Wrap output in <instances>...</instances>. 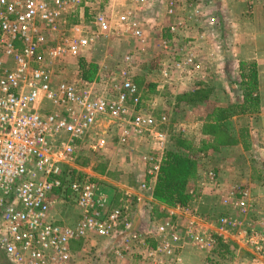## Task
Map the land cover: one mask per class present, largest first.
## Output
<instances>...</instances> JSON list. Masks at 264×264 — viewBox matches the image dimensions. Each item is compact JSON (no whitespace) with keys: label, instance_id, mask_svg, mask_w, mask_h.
Listing matches in <instances>:
<instances>
[{"label":"crops","instance_id":"1","mask_svg":"<svg viewBox=\"0 0 264 264\" xmlns=\"http://www.w3.org/2000/svg\"><path fill=\"white\" fill-rule=\"evenodd\" d=\"M106 1L109 21L115 9V21L126 11H131L133 18L140 21L143 39L135 37L131 28L110 21L113 27L107 35L110 39L101 42L103 46L114 41L115 46L126 47L122 69L129 71L133 80L150 82L147 88L160 104L153 110L145 107L139 90V106L157 120L164 117L166 120L160 124L163 130L166 125L178 130V135L172 133L171 138L178 136L190 142L194 152L187 153L197 165L195 176L188 182L194 199L186 207H170L155 201L152 191L149 194L142 189L146 181L153 190L156 181L149 182L147 173L143 175L142 161L136 165L137 169L135 167L139 175L129 185L120 182L108 185L110 183L100 182L90 170H85L86 173L75 167L98 182L110 208L117 206L125 195L136 200L131 229L141 232L152 248H160L163 240L168 239L174 246V259L169 264H264V255H256L244 242L250 230L264 232V0H188L175 15L167 14L166 0ZM195 7L201 15L188 20L187 15H191ZM88 10L85 9L86 17ZM210 16L216 17L218 22L211 24ZM175 21L181 24L173 34L169 26ZM164 40L168 41L169 51L160 47ZM91 45L80 56L96 57L97 53L88 50ZM134 50L137 54L128 66L124 57ZM108 53V49L105 50L106 56ZM187 55L194 57L200 64L199 69L174 70L169 77H163L149 65L156 66L160 62L169 68V63L181 61ZM105 62L109 61L99 64L92 61L97 66L95 78L109 73ZM251 67L256 72V85L250 92L245 85L249 82ZM245 90L257 99L256 110L234 114L224 122L223 128L216 129L212 120L214 109L246 102ZM239 93L243 95L241 100ZM160 108L168 109V115ZM102 121L115 123L112 119L100 118L90 135ZM116 126L115 132L121 135L122 129L117 123ZM130 138L134 141L132 149L137 152L151 149L162 157L164 149L147 132ZM98 142L106 151L112 144V141L105 143V139ZM172 143L167 135L164 147ZM74 209L73 215L69 213L66 218L68 222L61 212L52 219L72 225L81 216L76 204ZM137 210L143 213L142 219ZM51 215H55L52 208ZM140 220L142 225H139ZM166 222L169 227L164 233L159 228ZM170 233L178 236L176 241L171 240ZM124 236L127 234L72 241L71 264H141L140 256L135 253L140 250L137 247L125 250Z\"/></svg>","mask_w":264,"mask_h":264},{"label":"built area","instance_id":"2","mask_svg":"<svg viewBox=\"0 0 264 264\" xmlns=\"http://www.w3.org/2000/svg\"><path fill=\"white\" fill-rule=\"evenodd\" d=\"M187 2L166 0L167 14L175 15ZM105 9L101 0H0V264H71L72 241L117 234H127L122 239L125 250H140L135 253L141 264H169L174 259V246L168 239L160 248H152L141 232L131 229L136 203L132 196L125 195L110 208L98 182L74 166L100 118L119 124L122 135L127 134L121 135V142L143 131L161 148L167 141L160 126L166 119L157 120L139 106V87L129 71L122 69L120 80L104 74L93 81L81 77L66 81L50 65L61 58L79 57L108 35L111 24ZM76 11L81 19L71 25L75 34L50 46L48 33H56L60 20L65 22L64 16ZM200 15L195 7L186 18ZM139 22L131 11L117 18L119 25L143 39ZM209 22L218 21L210 16ZM180 24L175 21L169 31L176 33ZM168 45L164 40L160 47L169 51ZM136 54L134 50L124 57L128 66ZM168 65L158 62L155 68L163 77L174 70L200 68L192 55ZM101 144L91 148L98 150ZM143 160L151 182L161 157L149 153ZM142 189L152 191L146 181ZM57 199L79 208L81 216L72 225L60 224L50 216ZM168 227L166 222L159 229L165 233ZM177 238L171 234L172 241ZM244 242L256 255H264V232L250 230Z\"/></svg>","mask_w":264,"mask_h":264},{"label":"rangeland","instance_id":"3","mask_svg":"<svg viewBox=\"0 0 264 264\" xmlns=\"http://www.w3.org/2000/svg\"><path fill=\"white\" fill-rule=\"evenodd\" d=\"M105 3H107L106 0H105ZM74 9L75 7L69 8L68 10L69 13L70 11ZM116 12H117L116 9L113 10V13H114L112 14L113 19L111 20L110 18V21H113L114 25L117 22L115 21V17H117ZM66 15L64 16L65 22L63 20H60L59 25H58V31L56 33L47 31L49 32L48 33L49 42L50 43L51 41L53 42L52 44H50V46L55 45V42L58 39L59 40L68 39L70 36L75 34L72 31L71 25L74 24L76 21H80L81 18H79L77 11L72 13L71 15H69L68 13ZM111 29H113V27H111ZM112 36H110L111 39L113 38ZM103 39H110V38L109 37L107 38V36L105 38H100L99 39L100 41L98 40L97 42L94 43L95 46L91 45V48L88 49L91 52L94 51L95 53H97L95 54L96 57L95 56H92L90 58L89 56L88 58H86V56H79L76 58L66 57V58H61L57 61H53L50 65L57 73H59L57 74L59 79H63L66 81L79 80L80 71L78 69V62L80 59H83V60L87 59L90 63H92L93 61L94 63H98V64L104 61H109V62H105L108 64L106 68L109 71L108 74L114 75V78L116 80H120L121 70H122V67H121L122 57L124 55V51L126 50V47L120 44H117V46H115V44L113 43L114 41H111L112 44L110 45L103 46L104 44H102L103 42H101V40L103 41ZM93 46L95 49L93 48ZM123 47H124V50H123ZM107 49L111 54L108 53L106 56L105 50ZM111 57L112 59H110ZM149 65H150V68L153 66V68L151 69L157 72L155 68L156 66L154 65V63L149 64ZM134 81L138 84L140 93L142 94L141 96H142V99L144 100L143 104L145 105V107L152 108L153 110L154 109L153 107H156L157 106L156 104H158V102L156 101L155 96L151 93L149 88H147V85L150 82H145V80L141 81L140 79H135ZM239 96H240L239 98L240 100L243 99L242 94L239 93ZM252 98L254 97L252 96ZM246 105H249V104L247 103ZM250 107L251 106H249V108ZM160 109L164 111L165 114L168 115V112H167L168 109L167 110L166 108H160ZM171 116L172 114L170 115V117ZM99 125L100 126L97 127L95 131L89 137H87L88 140L83 145L80 155H78V157L75 160L74 166H76L82 172H86L85 170H90L92 173H95V177L100 182L102 181L106 184L110 183L108 185H114L115 182H120V183L129 185L131 183V180H133L135 176L139 175L138 170H135V167L137 164H140V161L145 162L142 157L146 153L147 154L155 153L156 150H153L154 152H151L152 151L151 149L148 150V152H143V153L137 152L134 148L132 149V147L134 146V141H133V138H130V137H128L126 141L121 142L120 138L122 134L120 135L119 133L115 132V130L117 129L116 122L114 123L113 121H102L101 124ZM164 130L165 132H167V135H169V143L172 140L170 136L172 133L178 135L177 134L178 130H174L171 126L168 127L166 125V127H164ZM122 136L127 137V134L124 133ZM98 139H105V143H107L108 141H112L111 142L112 144L110 145V149L106 151V149L103 150L104 147H101V148H98V150H93L91 148V145L96 144L98 142ZM147 141L149 140L147 139ZM166 148H171V146L170 145L165 146L163 149L165 150ZM102 150L104 151V153L102 152ZM189 151L194 152V149L191 148V150ZM124 170L129 171V172H123ZM145 173L146 172L143 171V175ZM52 209H53V213L55 214V215H51L53 219H55L56 214L61 212L62 213L61 216L65 218L66 222H68L66 218L69 217V213H72L73 215L74 210H75L74 203L70 201H66L65 199L63 200L57 199L56 202L53 204ZM136 213L138 214L141 212L137 210ZM138 217L142 219L143 213L139 214ZM139 223H140L139 225H142V220H140Z\"/></svg>","mask_w":264,"mask_h":264},{"label":"trees","instance_id":"4","mask_svg":"<svg viewBox=\"0 0 264 264\" xmlns=\"http://www.w3.org/2000/svg\"><path fill=\"white\" fill-rule=\"evenodd\" d=\"M78 66L82 79L95 80L97 66L94 63L87 64L83 59H80ZM248 77L249 82L246 83L245 88L251 92V89H254L256 85V72L253 67L249 69ZM244 92L246 102L233 105L230 108L214 109L212 120L216 129L223 128L224 122L234 114H244L256 110L257 99L252 98L250 92L246 93V90ZM247 103L249 105H246ZM249 106L251 107L249 108ZM172 140L171 148H166L163 151L152 197L155 201L170 207H186L194 199V195L188 189V182L195 176L197 165L187 153L192 148L190 142L178 136H174Z\"/></svg>","mask_w":264,"mask_h":264}]
</instances>
